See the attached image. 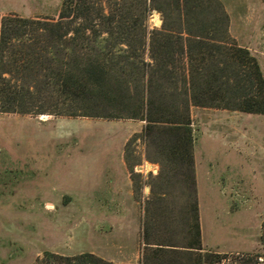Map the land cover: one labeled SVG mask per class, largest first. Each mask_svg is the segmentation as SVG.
I'll return each instance as SVG.
<instances>
[{"label":"trees","instance_id":"16d2710c","mask_svg":"<svg viewBox=\"0 0 264 264\" xmlns=\"http://www.w3.org/2000/svg\"><path fill=\"white\" fill-rule=\"evenodd\" d=\"M151 9L158 28H147ZM193 105L264 114V76L229 35L220 0H61L56 17L0 15V111L143 120L137 136L159 165L152 182L187 188L150 185L135 262L45 250L32 264H264V251L201 243Z\"/></svg>","mask_w":264,"mask_h":264},{"label":"rangeland","instance_id":"374dc122","mask_svg":"<svg viewBox=\"0 0 264 264\" xmlns=\"http://www.w3.org/2000/svg\"><path fill=\"white\" fill-rule=\"evenodd\" d=\"M220 1L229 35L254 55L264 76V0ZM60 2L0 0V15L56 17ZM152 10L148 29L161 24ZM45 115L0 111V264H32L45 250L137 261L150 185L181 194L186 184L174 177L152 182L156 162L154 169L134 165V177L130 170L127 176L106 174L115 156L123 154L128 165L139 160L142 145L144 153L137 119ZM190 115L193 157L213 165L223 194L212 207L204 205L223 224L214 220V232L201 238L203 247L264 251V114L193 105Z\"/></svg>","mask_w":264,"mask_h":264},{"label":"crops","instance_id":"0c3cea01","mask_svg":"<svg viewBox=\"0 0 264 264\" xmlns=\"http://www.w3.org/2000/svg\"><path fill=\"white\" fill-rule=\"evenodd\" d=\"M141 123L139 128H141L143 121L139 120ZM195 163V183H196V190H197V201L199 207V224H200V235L203 240V235H211L215 228L212 226L216 220L217 224H223L222 220H217V216L214 215L212 212L203 211L204 205L207 207H212L214 205V201L218 195H223L219 191L220 188V181L219 177L216 175L211 174V169L213 168L211 163H208L206 159L203 158L199 163L196 162V157H194ZM134 167V165L142 164L144 168L145 164L150 165V169H154L157 165L154 162L146 160L143 153V145H142V152L140 154V158L138 161L128 163V165ZM125 162L123 154L115 156V159H112L110 163L105 165V172L108 176H127L129 174V167ZM139 167V165H138ZM141 167V166H140ZM131 194V190L129 191ZM228 204H226L227 206ZM225 206V207H226ZM206 213L205 216L203 213ZM213 227V228H212Z\"/></svg>","mask_w":264,"mask_h":264},{"label":"water","instance_id":"95a60500","mask_svg":"<svg viewBox=\"0 0 264 264\" xmlns=\"http://www.w3.org/2000/svg\"><path fill=\"white\" fill-rule=\"evenodd\" d=\"M152 18L155 23H161L159 13L155 9L152 10Z\"/></svg>","mask_w":264,"mask_h":264},{"label":"bare ground","instance_id":"6f19581e","mask_svg":"<svg viewBox=\"0 0 264 264\" xmlns=\"http://www.w3.org/2000/svg\"><path fill=\"white\" fill-rule=\"evenodd\" d=\"M40 116H41V117H45L46 115H44V114H40Z\"/></svg>","mask_w":264,"mask_h":264}]
</instances>
